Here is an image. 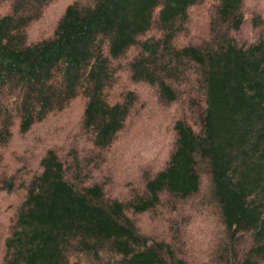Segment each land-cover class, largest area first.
I'll return each mask as SVG.
<instances>
[{"label": "trees", "instance_id": "1", "mask_svg": "<svg viewBox=\"0 0 264 264\" xmlns=\"http://www.w3.org/2000/svg\"><path fill=\"white\" fill-rule=\"evenodd\" d=\"M56 1L0 0V264H186L134 217L176 212L202 187L220 232L200 264H264V29L237 37L244 0H69L49 31ZM120 72L181 111L164 160L125 196L108 191L96 154L148 108L136 91L115 97ZM77 101L76 134L43 138Z\"/></svg>", "mask_w": 264, "mask_h": 264}, {"label": "rangeland", "instance_id": "2", "mask_svg": "<svg viewBox=\"0 0 264 264\" xmlns=\"http://www.w3.org/2000/svg\"><path fill=\"white\" fill-rule=\"evenodd\" d=\"M68 1L57 0L53 7L51 6L52 8H48L44 15V28L50 31L58 14V8ZM208 6L209 3L197 6L191 11L192 31L199 32L207 26ZM242 12L245 20L237 37L241 41L249 43L263 34L264 26L258 23H264V0H244ZM32 34L37 35L38 31H32ZM115 87V97H120L124 91L130 89L136 91L139 104L146 101L148 105V108L145 105L141 111H134L131 114L125 128L119 133L112 146L102 154L96 152L101 155L105 164L100 176L109 177L110 181L108 182H111L108 191L112 194L125 196L122 188L126 187L129 182L135 183L141 169L147 164L155 166L164 160L171 143L169 121L173 114L179 115L181 111L179 105L176 109L175 104L163 108L161 105L153 103L151 99L149 100L148 90L139 85H132L126 73L120 72L119 81ZM81 111L82 104L77 101L61 115L50 118L43 127L41 126L42 128L40 127L41 129H38V132L43 138L53 132L63 138L73 136L78 130ZM27 143L31 145V150L37 145L31 141L17 142L13 148L22 151ZM201 192L199 197L187 199L183 205L179 204V210L176 212H169L166 209L158 212L160 214L150 212L134 217L139 229L152 239L165 238L167 241H172L178 256L181 259L184 258L186 264H200L205 257L207 258L212 245L211 238H215L216 234L220 232L213 207L211 205L203 206L207 190L202 187ZM169 221H174V224L171 225Z\"/></svg>", "mask_w": 264, "mask_h": 264}]
</instances>
